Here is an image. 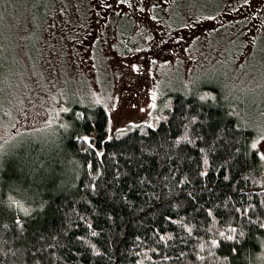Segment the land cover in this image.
I'll use <instances>...</instances> for the list:
<instances>
[{
    "label": "trees",
    "instance_id": "trees-1",
    "mask_svg": "<svg viewBox=\"0 0 264 264\" xmlns=\"http://www.w3.org/2000/svg\"><path fill=\"white\" fill-rule=\"evenodd\" d=\"M201 90L175 88L152 125L110 138L104 107L73 101L54 145L2 153L0 264H263L257 120Z\"/></svg>",
    "mask_w": 264,
    "mask_h": 264
},
{
    "label": "rangeland",
    "instance_id": "rangeland-1",
    "mask_svg": "<svg viewBox=\"0 0 264 264\" xmlns=\"http://www.w3.org/2000/svg\"><path fill=\"white\" fill-rule=\"evenodd\" d=\"M94 4L0 0V157L31 141L56 142L73 101L87 98L102 105L110 138L125 126L152 125L158 99L175 88H201L211 95L215 88L243 117L257 120L253 143L263 160L264 184V113H258L264 93L257 90L264 81V54L245 52L251 31L243 22L218 25L194 39L188 21L166 44L157 35L125 40L116 21L105 24L89 12ZM201 4L202 13L236 10L231 0H218L208 9H203L208 0ZM121 43L129 51H121Z\"/></svg>",
    "mask_w": 264,
    "mask_h": 264
},
{
    "label": "flooded vegetation",
    "instance_id": "flooded-vegetation-1",
    "mask_svg": "<svg viewBox=\"0 0 264 264\" xmlns=\"http://www.w3.org/2000/svg\"><path fill=\"white\" fill-rule=\"evenodd\" d=\"M97 8L95 11L100 12V20L107 23L109 19L123 20L129 22V37L141 36L144 38L175 40L178 38L180 29L175 28L174 19H178L180 23L189 21V36L193 33L196 39L201 33L214 30L218 25H228L232 21L243 22L244 30L250 32L249 50L247 53L253 54L257 52L264 53L263 46H257L259 39L264 44V0H231L235 6L234 12L226 14H215L210 8L216 6L218 0H208L209 4L204 5L203 9L208 12L202 13L201 0H93ZM188 12V13H185ZM208 15H214L208 16ZM213 19V20H211ZM215 22L211 25H205V22ZM217 24V25H216ZM257 38V40H256ZM163 49V48H162ZM162 49H158L161 51ZM129 51V48L126 50ZM249 54V55H250ZM135 80L132 79L129 85H134Z\"/></svg>",
    "mask_w": 264,
    "mask_h": 264
},
{
    "label": "snow or ice",
    "instance_id": "snow-or-ice-1",
    "mask_svg": "<svg viewBox=\"0 0 264 264\" xmlns=\"http://www.w3.org/2000/svg\"><path fill=\"white\" fill-rule=\"evenodd\" d=\"M253 147L255 148V145H253ZM229 239H232V237H229Z\"/></svg>",
    "mask_w": 264,
    "mask_h": 264
}]
</instances>
